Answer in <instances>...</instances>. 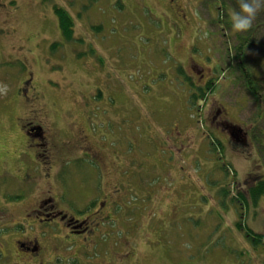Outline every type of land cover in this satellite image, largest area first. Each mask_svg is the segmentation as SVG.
Here are the masks:
<instances>
[{"label":"rangeland","instance_id":"374dc122","mask_svg":"<svg viewBox=\"0 0 264 264\" xmlns=\"http://www.w3.org/2000/svg\"><path fill=\"white\" fill-rule=\"evenodd\" d=\"M234 1L0 0V264H264V246L254 247L238 226L264 235V195L249 196L264 179V28L244 49L246 66L228 50L237 33L251 34L264 19V0L239 32L227 27L240 11ZM54 6L73 20L72 40L62 37ZM201 66L215 85L209 100L220 99L236 124L229 143L211 120L210 101L193 98ZM26 77L38 103L17 94ZM33 108L49 115L61 140L81 127L102 148L113 196L87 239L78 235L53 259L49 248L46 259L28 262L15 256L10 236H23L15 219L39 196L16 178L30 164L19 121ZM76 159L58 204L92 221L94 180Z\"/></svg>","mask_w":264,"mask_h":264},{"label":"flooded vegetation","instance_id":"af4514ba","mask_svg":"<svg viewBox=\"0 0 264 264\" xmlns=\"http://www.w3.org/2000/svg\"><path fill=\"white\" fill-rule=\"evenodd\" d=\"M170 1L173 2L174 0ZM180 4L173 5V11H181ZM198 38L201 39L200 35ZM203 71L204 67L201 68L197 86L208 88L210 87L209 84L213 85L214 82L211 76H206ZM31 80L28 77L22 79L17 94L22 93L24 98L26 97L25 100H35V103H38L39 96ZM209 92H211V89H208V92L201 98V101L209 100ZM217 100L220 101V99ZM218 101H210L208 111H210L212 122L224 134L223 138L229 143V137L232 134L233 128L235 129L236 124L230 121L227 106ZM38 106L41 107L39 104ZM32 111L34 113L27 116L23 123L19 121L21 130H24L26 133L25 149L22 153L29 160L30 164L26 168L25 174L22 177L16 176V178L18 179L17 183L23 189H27L30 195L36 192L39 196L35 204L22 215L21 219H15L16 216L14 215L10 217V220H17L15 224L17 223L20 226V231L21 228L22 231L24 230L22 237L10 236L13 238L16 246L17 251L15 256L28 262L46 259L49 248L55 253L50 252L51 258L56 257L57 253L55 250L58 249L57 246H54V241L61 240L67 242L66 239L70 235L78 236L81 234H84L83 238L87 239L88 235L86 233H94L98 228V222L101 224L106 220V213L104 212L105 202L107 201L106 197L112 202L113 196V193L107 192L105 189L106 176L109 174L106 156L98 144L91 142L87 132L79 127L80 131H76L75 138L71 134L67 139L64 138L66 141L63 138L61 140V131L59 129L58 131L46 119L49 115L42 109L33 108L30 113ZM70 124V127H72L75 123L72 122ZM47 125L49 127H46ZM235 131L237 132V130ZM241 139L244 143H247L245 135ZM76 149L81 153L74 157L75 152H77ZM55 157L59 159L65 158V160L63 162H55L57 164L55 165ZM74 158H78L75 160L77 164L74 163L77 168L83 165L82 167L80 166L79 170L85 172L86 176L94 180L92 182L93 196L88 199L90 203L88 208H86V210H90L92 213V221L90 218L86 220L87 217L77 218L75 214H69L58 204V198L65 195L64 192L68 186L65 182L66 178L70 176L69 172L66 171L67 166L73 162ZM17 197V200L11 202L18 205L25 196ZM103 198L105 201L101 200ZM78 222L85 224V227L81 231L76 230L77 227L75 225ZM0 224L3 225V223ZM60 224H64L67 227L69 234L66 233ZM74 242L71 241V243ZM51 244H53L52 247H50Z\"/></svg>","mask_w":264,"mask_h":264},{"label":"trees","instance_id":"16d2710c","mask_svg":"<svg viewBox=\"0 0 264 264\" xmlns=\"http://www.w3.org/2000/svg\"><path fill=\"white\" fill-rule=\"evenodd\" d=\"M224 1H226V0H224ZM234 2L237 4L238 0H235ZM54 8H55V12H56L57 17H58V22H59V27L61 30L62 37L66 41L72 40L73 39V20L71 19L68 11L62 7L54 6ZM226 10H227V8H226ZM222 13L223 12H221V14ZM224 13H226V16H229L228 11H226ZM218 19L222 20L221 17ZM257 22L258 23L255 26L256 28H253L254 30H252V31H254V32L251 31L250 32L251 34H247V36H243L245 34H238L237 33L235 38H236V40H238V43L235 44L234 47L230 46L228 49L229 54H232L231 57L234 58L235 60H237L238 66L240 63H243V60L245 61V54H244L245 50L244 49L246 47H248V45H252V43L255 42V37H256L255 32L256 31L258 32L259 29L264 28V19L258 20ZM229 25H227V27H229V29L232 30V27ZM224 28H226V26ZM253 34L255 35L254 37L252 36ZM57 45H58L57 43H54L52 45V48H55ZM239 59H241L242 61H239ZM243 65L246 66L244 63H243ZM239 69H241V67ZM241 74H242L243 78L248 81V84H250V83L255 84V82L253 81V77L251 78V74H250V72H248V69H247V71H244L243 69H241ZM209 85H210V87H208V88H202V87L197 86L196 87L197 91H196L195 95H193V98H196V99L202 98L203 96H205V93L208 89H212L215 86L214 84L212 85L211 83ZM249 190H250V194H249L250 199L253 202H257V200L260 198V196L264 195V179H261L260 182H258L255 186H252ZM235 198L240 199V201H244L243 204H246L247 200H248V198L246 196H244L242 193H239V195L235 196ZM68 202L71 203L70 199L68 200ZM71 205H73V204L71 203ZM60 226H62L65 229L66 233L69 234L67 227H65L64 224H60ZM238 226H239L240 230L245 232V237H247V239L252 243V245L254 247L264 246V235L263 234L254 233L253 231L244 228L239 223H238ZM74 237H77V235H70L69 238H67V239L65 238L67 240V242L57 240L56 242H59V243H55L54 246H57V249H58L59 248L58 245H61V248L63 249V245L71 244V241L76 242V240H74ZM68 240H71V241H68Z\"/></svg>","mask_w":264,"mask_h":264},{"label":"clouds","instance_id":"9594fccd","mask_svg":"<svg viewBox=\"0 0 264 264\" xmlns=\"http://www.w3.org/2000/svg\"><path fill=\"white\" fill-rule=\"evenodd\" d=\"M258 6L256 0H239L240 11H233L230 15L232 29L237 32L249 29Z\"/></svg>","mask_w":264,"mask_h":264}]
</instances>
